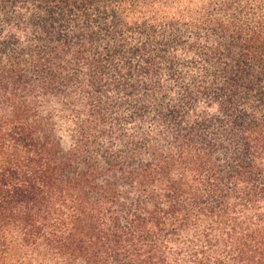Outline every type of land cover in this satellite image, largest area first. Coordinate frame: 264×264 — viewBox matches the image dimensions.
I'll return each mask as SVG.
<instances>
[{"label": "trees", "instance_id": "obj_1", "mask_svg": "<svg viewBox=\"0 0 264 264\" xmlns=\"http://www.w3.org/2000/svg\"><path fill=\"white\" fill-rule=\"evenodd\" d=\"M0 264H264V0H0Z\"/></svg>", "mask_w": 264, "mask_h": 264}, {"label": "rangeland", "instance_id": "obj_2", "mask_svg": "<svg viewBox=\"0 0 264 264\" xmlns=\"http://www.w3.org/2000/svg\"><path fill=\"white\" fill-rule=\"evenodd\" d=\"M185 3L183 4H176V5H172L169 8H156L158 13L163 12L165 15L168 14V18H176L177 14L176 12L178 11L177 9H184L185 8ZM200 7V4H198V2H195L192 5V9H196ZM133 43V40L130 41V44ZM176 60H180L183 59V56L181 53H177L175 55ZM161 64V63H159ZM161 66L158 65V68H160ZM150 70L152 71V73L154 75H156V67L154 68H150ZM155 78V77H154ZM154 78H152V80H155ZM163 79H165L166 77H162ZM122 122H116L114 124V126L109 125L108 128L105 129V132H103V137H101L96 145V149L94 150H118V151H122L123 153L127 154V150H141L139 149V144L141 142H144L143 140H139V139H127V135L130 136H134L139 137V133L141 130H144L146 133L150 132V128L147 127V125L141 126L139 124H133V125H129L127 127V123H125V125L123 127H119L121 126ZM56 134L57 136L60 138L61 142L64 144H68V142L70 141V137L72 135L71 130H72V124L68 121H63L62 119H57L56 120ZM159 127L160 128V132H154L156 134H158V136H153L150 138H147V140L150 141V147H154L156 150H162L163 148H168V143L170 142V132H167V127L164 128L165 126H171L170 124L166 125V123H159ZM157 126V129L159 128ZM128 128V129H127ZM163 128V129H162ZM107 129L110 131L108 132ZM162 129V130H161ZM108 134V135H106Z\"/></svg>", "mask_w": 264, "mask_h": 264}]
</instances>
